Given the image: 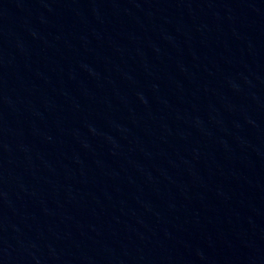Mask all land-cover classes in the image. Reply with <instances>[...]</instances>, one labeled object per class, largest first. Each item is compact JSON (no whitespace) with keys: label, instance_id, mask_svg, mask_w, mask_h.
<instances>
[{"label":"water","instance_id":"obj_1","mask_svg":"<svg viewBox=\"0 0 264 264\" xmlns=\"http://www.w3.org/2000/svg\"><path fill=\"white\" fill-rule=\"evenodd\" d=\"M0 264H264V0H0Z\"/></svg>","mask_w":264,"mask_h":264}]
</instances>
